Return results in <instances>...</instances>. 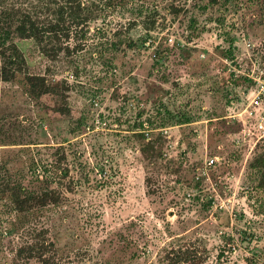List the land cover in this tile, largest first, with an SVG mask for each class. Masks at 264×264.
<instances>
[{
    "label": "rangeland",
    "instance_id": "obj_1",
    "mask_svg": "<svg viewBox=\"0 0 264 264\" xmlns=\"http://www.w3.org/2000/svg\"><path fill=\"white\" fill-rule=\"evenodd\" d=\"M11 2L0 0V11ZM147 35L155 48L139 45ZM14 37L27 70L0 83V156L11 169L26 171L32 158L54 163L64 153L68 177L50 185L61 190V200L42 210L38 222L48 226L62 260L264 264V188L251 166L264 155V142L249 155L234 147L237 126L230 116L244 107L249 79H264V0L213 6L129 0L101 7L74 63L63 50L46 54L35 40ZM129 38L136 48L125 45ZM118 41L116 49L111 44ZM153 50L163 51L158 62ZM160 103L193 120L155 129L166 134L164 151L174 163L161 161L148 192L145 177L154 168L128 125L144 121ZM213 155L219 161L206 166ZM4 236L0 264H41L16 259L10 247L20 243L19 235Z\"/></svg>",
    "mask_w": 264,
    "mask_h": 264
},
{
    "label": "trees",
    "instance_id": "obj_2",
    "mask_svg": "<svg viewBox=\"0 0 264 264\" xmlns=\"http://www.w3.org/2000/svg\"><path fill=\"white\" fill-rule=\"evenodd\" d=\"M199 1H206L213 6L219 0ZM128 2L129 0H12L9 7L0 11V83L11 81L16 74L27 70L24 53L14 36L22 40H35L41 48L47 47L44 51L46 54L56 55L63 50L64 56L71 57L70 60L74 63L75 58L80 57L76 54L87 46L85 36L94 12L101 7L108 9L118 5L125 6ZM128 24L135 23L129 21ZM145 25L148 30L153 28L154 20L151 19L150 24L145 22ZM125 29L127 30L124 32L127 33L130 27ZM149 38L148 35L141 38L139 45L146 49L145 43ZM71 40H74L73 45L69 44ZM54 42L56 44L52 45ZM111 45L118 49L120 41ZM125 45L131 49L137 47V43L130 38L125 41ZM163 55V51L158 50L153 57L158 62ZM249 81L254 85V80ZM60 111L67 112V109L61 107ZM144 112L143 109L140 110L136 118L142 117ZM192 120L183 109L170 110L160 103L155 111L147 114L144 121L137 119L134 124L128 125L132 136L139 143L141 154L148 165L154 168V172L145 177L148 192L154 191L151 182L156 180H153L152 173L159 174L161 161L166 159L168 164L174 163L164 151L168 145L166 134L163 130L155 129L186 124ZM58 157L54 163L45 157L32 158L25 171L23 168L11 169L9 162L0 156V238H4V234L8 237L19 235L20 243L10 247L16 259H33L41 264H73L72 261L61 259L55 242L49 237L48 226L38 224L42 210L61 200V190L51 187V182L56 177L57 182L62 184L69 174V167L61 165L64 153L61 151ZM254 160L251 166L258 167L259 186L264 188V155ZM27 178L40 183V187L30 188L24 181ZM72 183L69 181L65 184L68 190H72ZM18 224L27 225L21 230L17 227Z\"/></svg>",
    "mask_w": 264,
    "mask_h": 264
},
{
    "label": "built area",
    "instance_id": "obj_3",
    "mask_svg": "<svg viewBox=\"0 0 264 264\" xmlns=\"http://www.w3.org/2000/svg\"><path fill=\"white\" fill-rule=\"evenodd\" d=\"M172 42V38H168ZM146 49L155 48L151 40L145 43ZM155 56V51L151 52ZM72 76V75H70ZM254 80L251 93L244 107L234 115H230L236 121L237 131L232 135V144L247 155L253 153L257 144L264 142V79ZM219 161L217 155L206 160V166H213Z\"/></svg>",
    "mask_w": 264,
    "mask_h": 264
}]
</instances>
